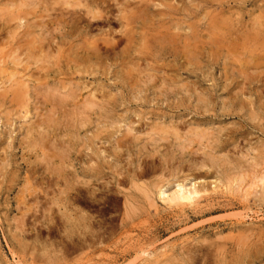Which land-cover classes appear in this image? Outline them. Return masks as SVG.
Instances as JSON below:
<instances>
[{
    "label": "rangeland",
    "instance_id": "obj_1",
    "mask_svg": "<svg viewBox=\"0 0 264 264\" xmlns=\"http://www.w3.org/2000/svg\"><path fill=\"white\" fill-rule=\"evenodd\" d=\"M54 1L0 0V264H264V0Z\"/></svg>",
    "mask_w": 264,
    "mask_h": 264
},
{
    "label": "bare ground",
    "instance_id": "obj_2",
    "mask_svg": "<svg viewBox=\"0 0 264 264\" xmlns=\"http://www.w3.org/2000/svg\"><path fill=\"white\" fill-rule=\"evenodd\" d=\"M46 1H47V0H46ZM102 1H103V0H102ZM102 1H101V2H102ZM108 1H110V0H108ZM119 1H120V0H119ZM119 1H118V2H119ZM205 1L207 2V0H205ZM238 1H240V0H238ZM242 1H243V0H242ZM44 2H45V1H44ZM54 2H55V4L57 5L60 1L56 0V1H54ZM93 2H94V1H93ZM105 2H106V1H105ZM105 2H104V3H105ZM118 2H117V4H116V2H115V4H116V5L120 4V2H119V3H118ZM216 2H217V1H216ZM240 2H241V1H240ZM243 2H244V1H243ZM254 2H255V0H254ZM46 3H47V2H46ZM50 3H51V2H50ZM73 3H75V2H73ZM98 3H99V2H98ZM104 3H102V4H104ZM110 3H111V2H110ZM121 3H122V2H121ZM207 3H208V2H207ZM220 3H221V2H220ZM220 3L218 2L219 5H220ZM234 3H235V2H234ZM246 3H247V1H246ZM39 4H40V3H39ZM42 4H43V3H42ZM47 4H48V3H47ZM55 4H53V5H55ZM88 4H89V3H88ZM108 4H109V3H108ZM111 4H112V3H111ZM211 4H212V3H211ZM24 5H25V4H24ZM60 5H61V2L59 3V6H60ZM62 5H63V3H62ZM86 5H87V4H86ZM91 5H92V4H91ZM112 5H113V4H112ZM212 5H213V4H212ZM226 5H227V4H226ZM241 5H242V4H241ZM255 5H256V4H255ZM45 6H46V5H45ZM64 6H65V5H64ZM64 6H63V8H64ZM96 6H97V5H96ZM98 6H100V5H98ZM103 6H104V5H103ZM108 6H109V5H108ZM108 6H106V8H107ZM110 6H111V5H110ZM110 6H109V7H110ZM147 6H148V5H147ZM216 6H217V5H216ZM49 7H50V6H49ZM65 7H68V5L66 4ZM72 7H73V6H72ZM109 7H108L107 9H110V8H111V7H110V8H109ZM168 7H169V6H168ZM217 7H218V6H217ZM236 7H237V6H236ZM256 7H257V5H256ZM261 7H262V6H261ZM47 8H48V7H47ZM101 8H102V7H101ZM113 8H114V7H113ZM148 8H149V7H148ZM148 8H147V9H148ZM221 8H222V7H221V5H220V9H221ZM45 9H46V8H45ZM50 9H51V7H50ZM83 9H84V8H83ZM89 9H90V8H89ZM103 9H105V6H104ZM126 9H127V8H126ZM143 9H144V8H143ZM145 9H146V8H145ZM222 9H223V8H222ZM243 9H244V8H243ZM252 9H253V8H252ZM66 10H67V9H66ZM66 10H64V11H66ZM69 10H70V9H69ZM72 10H73V9H72ZM100 10H101V9H100ZM123 10H125V9H123ZM3 11H4V10H3ZM60 11H61V10H60ZM107 11H108V13H109L111 10H110V11L107 10ZM140 11H143V10L141 9ZM169 11H170V10H169ZM263 11H264V10H263ZM44 12H45V11H44ZM68 12H69V11H68ZM104 12H105V10H104ZM104 12H103V15H104ZM144 12H145V11H144ZM144 12H143V13H144ZM148 12H149V11H148ZM148 12H146V13H144V14H147ZM221 12H222V10H221ZM221 12H219V13H221ZM248 12H249V11H248ZM108 13H107V14H108ZM140 13H142V12H139V14H140ZM164 13H165V12H164ZM187 13H188V12H187ZM189 13H190V12H189ZM222 13H223V12H222ZM226 13H227V12H226ZM249 13H250V12H249ZM34 14H35V13H34ZM69 14H71V13H69ZM75 14H76V13H75ZM86 14H87V13H86ZM97 14H98V13H97ZM129 14H130V13H129ZM139 14H138V15H139ZM6 15H7V14H6ZM49 15H50V14H49ZM63 15H64V13H63ZM63 15H62V16H63ZM66 15H68V14L66 13ZM72 15H73V13H72ZM76 15H77V14H76ZM88 15H90V14H88ZM135 15H136V14H135ZM135 15H134V16H135ZM153 15H154V14H153ZM244 15H245V14H244ZM59 16H60V15H59ZM59 16H58V17H59ZM99 16H100V15H99ZM140 16H141V15H140ZM140 16H139V17H140ZM185 16H186V15H185ZM238 16H239V15H238ZM240 16H241V15H240ZM249 16H251V14H249ZM4 17H5V16H4ZM64 17H65V16H64ZM69 17H70V16H69ZM69 17H67V18H69ZM82 17H83V16H82ZM90 17H91V16H90ZM113 17H114V16H113ZM206 17H207V16H206ZM221 17H222V16H221ZM38 18H39V17H38ZM43 18H44V17H43ZM67 18H66V19H67ZM122 18H123V17H122ZM143 18L146 19L147 17H144V15H143ZM190 18H191V17H190ZM201 18H202V17H201ZM235 18H236V17H235ZM237 18H238V17H237ZM260 18H261V17H260ZM263 18H264V17H263ZM25 19H26V18H25ZM51 19H52V18H51ZM151 19H152V18H151ZM170 19H171V18H170ZM216 19H217V18H216ZM224 19H225V18H224ZM15 20H16V19H15ZM52 20H53V19H52ZM58 20H59V19H58ZM73 20H74V18H73ZM77 20H78V19H77ZM102 20H103V19H102ZM152 20H153V19H152ZM168 20H169V19H168ZM66 21H68V20H66ZM69 21H71V20H69ZM87 21H88V20H87ZM134 21H137V20H134ZM138 21H139V20H138ZM141 21H144V20L141 18L140 22H141ZM147 21H150V19H149V20L146 19L145 22H147ZM192 21H193V20H192ZM206 21H207V20H206ZM212 21H213V20H212ZM214 21H215V20H214ZM222 21H223V20H221L220 22H222ZM225 21H226V20H225ZM238 21H239V20H238ZM242 21H243V20H242ZM10 22H11V21H10ZM24 22H25V21H24ZM61 22H62V21H61ZM75 22H76V21H75ZM77 22H78V21H77ZM82 22H83V20H82ZM88 22H89V21H88ZM245 22H246V21H245ZM254 22H255V21H254ZM69 23H70V22H69ZM134 23H135V22H134ZM141 23H142V22H141ZM148 23H149V22H148ZM150 23H151V22H150ZM154 23H155V22H154ZM154 23H153V24H154ZM164 23H165V22H164ZM176 23H177V21H176ZM41 24H42V23H41ZM44 24H45V23H44ZM47 24L49 25V23H47ZM51 24H52V23H51ZM59 24H60V21H59ZM71 24H72V23H71ZM135 24H136V23H135ZM139 24H140V23H139ZM178 24H179V23H177V26H178ZM196 24H197V23H196ZM199 24H200V23H199ZM239 24H241L240 21H239ZM257 24H258V23H257ZM25 25H26V24H25ZM63 25H64V24H63ZM67 25H68V24H67ZM74 25H75V26H76V25H79V23H78V24H74ZM85 25H86V24H85ZM85 25H84V26H85ZM87 25H88V24H87ZM158 25H159V24H158ZM213 25H214V24H213ZM219 25H220V24H219ZM228 25H229V24H228ZM230 25H231V24H230ZM233 25H234V24H233ZM233 25H232V26H233ZM235 25L237 26L238 24L235 23ZM241 25H242V24H241ZM4 26H5V25H4ZM43 26H44V25H43ZM88 26H89V25H88ZM141 26H143V25H141ZM141 26H140V27H141ZM155 26H156V25H155ZM155 26H154V27H155ZM177 26H176V27H177ZM186 26H187V25H186ZM193 26H194V25H193ZM226 26H227V25H226ZM236 26H235V29L238 27V26H237V27H236ZM30 27H31V26H30ZM30 27H29V28H30ZM51 27H52V26H51ZM67 27H68V26H67ZM69 27H70V26H69ZM85 27H86V26H85ZM91 27H92V26H91ZM138 27H139V26H138ZM143 27H144V26H143ZM154 27H153V28H154ZM158 27H159V26H158ZM209 27H210V25H209ZM215 27H216V26H215ZM219 27H221V26H219ZM42 28H43V27H42ZM48 28H49V27H48ZM60 28H61V27H60ZM62 28H63V27H62ZM79 28H80V26H79ZM88 28H89V27H88ZM150 28H151V26H150ZM181 28H182V27H181ZM221 28H222V27H221ZM223 28H225V27H223ZM253 28H254V27H253ZM258 28H259V26H258ZM40 29H41V28H40ZM52 29H53V28H52ZM71 29H73V28H71ZM77 29H78V26H77ZM82 29H83V28H82ZM159 29H160V28H159ZM164 29H165V28H164ZM166 29H167V28H166ZM166 29H165V30H166ZM168 29H169V28H168ZM213 29H215V28H213ZM213 29H212V31H213ZM238 29H239V28H238ZM238 29H237V30H238ZM242 29H243V28H242ZM247 29H249V26H248ZM255 29H257V26H256ZM8 30H10V28H9ZM34 30H35V29H34ZM44 30H45V29H44ZM44 30H43V31H44ZM48 30H49V29H48ZM85 30H86V29H85ZM149 30H150V29H149ZM151 30H152V29H151ZM157 30H158V28H157ZM181 30H182V29H181ZM215 30H216V29H215ZM219 30H220V29H219ZM224 30H225V29H224ZM224 30H223V31H224ZM237 30H235V31H236L235 34L237 33V35H239L238 32H237ZM240 30H241V28H240ZM245 30H246V29H245ZM252 30H253V29H252ZM259 30H260V28H259ZM26 31H27V30H26ZM29 31H30V30H29ZM45 31H47V30H45ZM49 31H50V30H49ZM63 31H64V30H63ZM66 31H67V30H66ZM69 31H70V30H69ZM154 31H155V30H154ZM184 31H187V30L185 29ZM225 31H226V30H225ZM228 31H230V30H228ZM261 31H262V30H261ZM11 32H12V31H11ZM27 32H28V31H27ZM27 32H26L25 34H27ZM30 32H31V31H30ZM47 32H48V31H47ZM50 32H52V31H50ZM50 32H49V33H50ZM73 32H74V31H73ZM145 32L147 33V31H145ZM157 32H158V31H157ZM177 32H178V31H177ZM241 32H242V31H241ZM241 32L239 31V33H241ZM246 32H247V31H246ZM246 32H245V33H246ZM248 32H249V31H248ZM248 32H247V35H248ZM256 32H260V31H256ZM39 33H42V32L39 31ZM66 33H67V32H66ZM167 33H168V35H169V32L166 31V34H167ZM170 33H171V32H170ZM180 33H181V32H180ZM184 33H185V32H184ZM223 33H224V32H223ZM227 33H228V32H227ZM230 33H231V32H230ZM242 33H244V32H242ZM245 33H244V34H245ZM261 33H264V32H260V34H261ZM37 34H38V33H37ZM61 34H62V33H61ZM68 34H69V33H68ZM147 34H148V33H147ZM181 34H182V33H181ZM185 34H186V33H185ZM195 34H196V33H195ZM221 34H222V33H220V34H218V35H220V37H222ZM249 34H250V32H249ZM257 34H258V33H257ZM23 35H24V34H23ZM38 35H39V34H38ZM48 35H49V34H48ZM50 35H51V34H50ZM66 35H67V34H66ZM70 35H71V34H70ZM139 35H142L141 32H139ZM151 35H152V34H151ZM216 35H217V34H216ZM225 35H226V34H225ZM228 35H229V33H228ZM232 35H234V34H232ZM263 35H264V34H263ZM27 36H28V34H27ZM53 36H54V35H53ZM146 36H147V35H146ZM154 36H155V35H152V37H154ZM170 36H171V35H170ZM199 36H200V35H199ZM234 36H235V35H234ZM239 36H240V35H239ZM245 36H246V35H245ZM249 36H250V35H249ZM41 37H42V36H41ZM46 37H47V36H46ZM81 37H82V36H81ZM132 37H133V36H132ZM139 37H141V36H139ZM139 37H138V38H139ZM149 37H151V36H148V38H149ZM155 37H156V36H155ZM178 37H179V36H178ZM194 37H195V36H194ZM215 37H216V36H215ZM223 37H224V34H223ZM223 37H222V38H223ZM230 37H231V34H230ZM232 37H233V36H232ZM235 37H237V36H235ZM241 37H243V36H240V39H241ZM141 38H142V37H141ZM148 38H147V40H146V39H144V40L147 42V41H149ZM176 38H177V37H176ZM176 38H175V39H176ZM222 38H221V39H222ZM228 38H229V36H228ZM50 39H53V38H50ZM72 39H73V38H72ZM151 39H152V38H151ZM151 39H150V40H151ZM153 39L155 40V38H153ZM153 39H152V40H153ZM178 39H179V38H178ZM216 39H217V38H216ZM223 39H224V38H223ZM225 39L227 40V38H225ZM229 39H230V38H229ZM246 39H247V38H246ZM30 40H31V39H30ZM34 40H35V39H34ZM43 40H44V39H43ZM46 40H47V39H46ZM140 40H141V39H140ZM140 40H139V41H140ZM166 40H167V38H166ZM241 40H242V39H241ZM21 41H22V39H21ZM24 41H25V40H24ZM24 41H23V42H24ZM36 41H37V40H36ZM58 41H60V40H58ZM96 41H97V40H96ZM142 41H143V39H142ZM142 41H140V42H142ZM156 41H157V39H156ZM156 41H155V42H156ZM160 41H161V39H160L158 42H160ZM192 41H193V40H191L190 43H191ZM222 41L226 42L225 40H222ZM233 41H234V40H233ZM237 41H238V40H237ZM250 41H251V40H250ZM25 42H26V41H25ZM155 42H154V43H155ZM168 42H169V41H168ZM30 43H31V41H30ZM33 43H34V42H33ZM43 43H46V42H43ZM97 43H98V42H97ZM126 43H128V42H126ZM132 43H133V40H132ZM132 43H131V44H132ZM143 43H145V42L143 41ZM150 43H151V42H150ZM154 43H153V45H154ZM164 43H165V42H164ZM177 43H178V42H177ZM248 43H249V41H248ZM35 44H36V43H35ZM56 44H57V43H56ZM98 44H99V43H98ZM131 44H130V45H131ZM160 44H161V46H162L163 41H161ZM179 44H180V43H179ZM198 44H199V43H198ZM200 44H201V43H200ZM222 44H223V43H222ZM227 44H228V43H227ZM27 45L29 46L30 44L27 43ZM38 45H39V44H38ZM40 45H43V44H40ZM80 45H81V44H80ZM114 45H115V44H114ZM118 45H119V44H118ZM143 45H145V44H143ZM149 45H150V44H149ZM155 45H156V44H155ZM155 45H154V46H155ZM171 45H172V44H171ZM173 45H174V44H173ZM176 45H177V44H176ZM233 45H234V44H233ZM245 45H246V44H245ZM252 45H253V44H252ZM254 45H255V44H254ZM254 45H253V46H254ZM35 46H36V45H35ZM71 46H72V45H71ZM134 46H135V45H134ZM138 46H140V45H138ZM205 46H206V45H205ZM209 46H210V45H209ZM227 46H229V45H227ZM256 46H257V45H256ZM30 47H31V49H32L31 51L34 52V51H35V48H34V51H33V48H32L33 46H30ZM37 47H38V46H36V48H37ZM75 47H76V46H75ZM91 47H92V46H91ZM97 47H98V46H97ZM100 47H102V46H100ZM111 47H112V46H111ZM135 47H137V46H135ZM150 47H152V45H151ZM159 47H160V46H159ZM163 47H165V46H163ZM163 47H160V48H161V49H165V48H163ZM170 47H171V46H170ZM178 47H179V46H178ZM211 47H212V46H211ZM241 47H242V46H241ZM241 47H240V48H241ZM243 47H245V46H243ZM243 47H242V48H243ZM40 48H41V47H40ZM40 48L38 47L39 51H41ZM48 48H49V47H48ZM79 48H80V47H79ZM94 48H95V47H94ZM142 48H143V50H144V49L146 50L145 47H142ZM160 48H159V49H160ZM166 48H167V47H166ZM176 48H177V47H176ZM184 48H185V47H184ZM253 48H254V47H253ZM43 49H44V48H43ZM71 49H72V48H71ZM103 49H104V48H103ZM114 49H115V48H114ZM114 49H113V50H114ZM125 49H126V48H125ZM125 49H123L122 52H124ZM129 49H130V48H129ZM149 49L151 50V48H149ZM155 49H156V48H155ZM155 49H154V50H155ZM157 49H158V48H157ZM186 49H187V48H186ZM211 49H212V48H211ZM213 49H214V48H213ZM237 49H238V48H236V50H237ZM262 49H264V48H262ZM22 50H23V49H22ZM25 50H26V49H25ZM50 50H51V49H50ZM86 50H87V47H86ZM101 50H102V49H101ZM111 50H112V49H111ZM130 50H131V49H130ZM138 50H139V48H138ZM170 50H171V49H170ZM170 50H169V51H170ZM188 50H189V49H188ZM214 50H215V49H214ZM244 50H246V49H244ZM46 51H47V50H46ZM87 51L89 52V50H87ZM87 51H86V52H87ZM96 51H97V50H96ZM107 51H109V50H107ZM126 51H127V50H126ZM139 51H141V50H139ZM159 51H160V50H159ZM176 51H177V50H176ZM179 51H181V50H179ZM179 51H178V52H179ZM197 51H198V50H197ZM205 51H206V50H205ZM240 51H241V49H240ZM251 51H252V50H251ZM18 52H19V51H18ZM26 52H27V51H26ZM83 52H84V51H83ZM122 52L120 51L121 56L124 57L125 55L123 56V55H122ZM130 52H131V51H130ZM130 52H129V53H130ZM136 52H137V50H136ZM145 52H149V51H145ZM166 52H167V51H166ZM186 52H187V50H186ZM216 52H217V50H216ZM223 52H224V51H223ZM238 52H239V51H238ZM241 52L243 53L244 51L242 50ZM241 52H240V53H241ZM20 53H21V52H20ZM27 53H28V52H27ZM70 53H71V52H70ZM77 53H78V52H77ZM89 53H90V52H89ZM89 53H87V54H89ZM91 53H92V52H91ZM141 53H142V52H141ZM163 53H164V52H163ZM163 53H161V54H163ZM192 53H194V52L192 51ZM197 53H199V51H198ZM245 53H246V52H245ZM28 54H29V53H28ZM34 54H35V57H38V56H36V53H34ZM72 54H73V53H72ZM78 54H79V53H78ZM124 54H125V52H124ZM126 54H128V51L126 52ZM172 54H173V52H172ZM175 54H176V53H175ZM194 54L196 55V53H194ZM207 54H208V53H207ZM207 54H206V55H207ZM211 54H212V53H211ZM238 54H239V53H238ZM25 55H26V54H25ZM29 55H31V54H29ZM42 55H43V54H42ZM73 55H74V54H73ZM73 55H72V56H73ZM91 55H93V54H91ZM155 55H156V54H155ZM168 55H169V54H168ZM181 55H182V54H181ZM184 55H185V54H184ZM197 55H198V54H197ZM216 55H217V54H216ZM223 55H224V54H223ZM243 55H244V54L241 55L242 58H243ZM251 55H253V53H252ZM79 56H80V55H79ZM89 56H90V55H89ZM126 56H130V54H129V55H126ZM136 56H137V55H136ZM143 56H144V54H143ZM146 56H147V54H146ZM164 56H165V55H164ZM169 56H170V55H169ZM173 56H175V55H173ZM182 56H183V55H182ZM200 56H201V55H200ZM249 56H250V55H249ZM255 56H256V55H255ZM33 57H34V56H33ZM60 57H61V56H60ZM73 57H74V56H73ZM76 57H77V56H76ZM152 57H153V55H152ZM178 57H179V56H178ZM180 57H181V56H180ZM206 57H207V56H206ZM235 57H237V56L235 55ZM241 57H240V58H241ZM245 57H246V56H245ZM245 57H244V58H245ZM38 58H39V57H38ZM41 58H42V57H41ZM47 58H49V57H47ZM127 58H128V57H126V59H127ZM135 58H136V57H135ZM139 58L141 59V58H144V57H142V56L140 55L137 59H139ZM175 58H176V56H175ZM187 58H188V57H187ZM190 58H192V60H193V57H190ZM194 58H196V56H195ZM197 58H198V57H197ZM197 58H196V59H197ZM207 58H208V57H207ZM210 58H211V57H210ZM212 58H213V57H212ZM230 58H231V57H230ZM237 58H238V57H237ZM244 58H243V59H244ZM257 58H258V57H257ZM39 59H40V58H39ZM43 59H44V58H43ZM45 59H46V58H45ZM50 59H51V58H50ZM75 59H76V58H73V60H75ZM95 59H96V58H95ZM132 59H134V58L132 57ZM196 59H194V61H197ZM205 59H206V58H205ZM214 59H216V57H214ZM217 59H218V57H217ZM247 59H248V58H247ZM258 59H260V57H259ZM65 60H66V59H65ZM73 60H72V61H73ZM161 60H162V59H161ZM210 60H211V59H210ZM248 60H249V59H248ZM44 61H45V60H44ZM48 61H49V60H48ZM48 61H47V62H48ZM75 61H77V59H76ZM137 61H138V60H137ZM188 61H191V59L188 60ZM198 61H199V60H198ZM232 61H234V60H232ZM237 61H239V59H237ZM31 62L33 63V61H31ZM35 62H36V61H35ZM35 62H34V63H35ZM54 62H55V61H54ZM211 62H212V61H211ZM213 62H214V60H213ZM25 63L27 64L26 60H25ZM28 63H29V62H28ZM41 63H42V61H41ZM50 63H51V66H53L54 63H53V64H52V62H50ZM251 63H252V62H251ZM19 64H20V63H19ZM44 64H45V62H44ZM191 64H192V63H191ZM231 64H233V63H231ZM240 64H241V63H240ZM24 65H25V64H24ZM30 65H31V63H30ZM37 65H38V64H37ZM45 65H47V63H46ZM45 65H44V66H45ZM235 65H236V64H235ZM44 66H43V67H44ZM48 66H49V64H48ZM48 66H47V67H48ZM69 66H70V65H69ZM77 66H78V65H77ZM31 67H32V66H30V68H31ZM36 67H37V66H36ZM53 67H54V66H53ZM27 68H28V66H27ZM78 68H79V67H78ZM231 68H232V67H231ZM243 68H244V67H243ZM43 69H44V68H43ZM43 69H42V70H43ZM59 69H60V68H59ZM72 69H73V68H72ZM74 69H75V68H74ZM74 69H73V70H74ZM26 70H28V69H26ZM48 70H49V68H48ZM51 70H52V69H51ZM137 70H138V69H137ZM230 70H231V69H230ZM43 71H45V70H43ZM121 71H122V70H121ZM30 72H31V71H30ZM49 72H50V71H49ZM140 72H141V71H140ZM20 73H21V72H20ZM50 73H51V72H50ZM134 73H135V72H134ZM138 73H139V72H138ZM46 74H47V73H46ZM55 74H57V72H56ZM64 74H65V73H64ZM83 74H84V72H83ZM234 74H236V73H234ZM132 75H133V74H132ZM228 75H229V74H228ZM34 76H35V75H34ZM44 76H45V75H44ZM47 76H49V75L47 74ZM58 76H59V75H58ZM229 76H230V75H229ZM38 77H39V76H38ZM89 77H90V76H89ZM132 77H133V76H132ZM246 77H247V76H246ZM18 78H19V77H18ZM43 78H44V77H43ZM239 78H240V77H239ZM24 79H25V78H24ZM24 79H23V80H24ZM30 79H31V78H30ZM243 79H244V78H243ZM121 80H122V79H121ZM144 80H145V79H144ZM147 80H148V79H147ZM235 80H236V79H235ZM63 81H64V80H63ZM10 82H11V81H10ZM35 83H36V82H35ZM51 83H52V82H51ZM59 84H60V83H59ZM48 85H50V84H48ZM68 85H69V84H68ZM1 86H2V85H1ZM180 86H181V85H180ZM48 87H49V86H48ZM109 87H110V86H109ZM180 88H181V87H180ZM30 89H31V88H30ZM48 89H49V88H48ZM103 89H104V88H103ZM161 89H162V88H161ZM176 89H177V88H176ZM68 90H69V89H68ZM73 91H74V90H73ZM139 91H140V90H139ZM31 92H32V91H31ZM55 92H56V91H55ZM59 93H60V92H59ZM70 93H71V92H70ZM72 93H73V92H72ZM14 95H15V96H13L12 100L10 99L12 102L18 101V99H19V97H20L21 94H20V92H16ZM1 96H2V95H1ZM48 96H49V95H48ZM50 96H51V95H50ZM63 96H64V95H63ZM72 96H74V95L72 94ZM106 96H107V95H106ZM108 96H109V95H108ZM0 99H1V98H0ZM7 99H8V98H7ZM49 99H50V98H49ZM92 99H93V97H92ZM94 99H95V98H94ZM96 99H97V98H96ZM95 101H96V100H95ZM1 102H2V101L0 100V103H1ZM65 102H66V101H65ZM67 102H68V100H67ZM89 102H90V101H89ZM114 102H115V101H114ZM2 103H3V102H2ZM2 103H1V104H2ZM27 103H28V102H27ZM90 103H91V102H90ZM93 104H94V103H93ZM95 104H96V103H95ZM4 105H5V104H4ZM52 105H53V104H52ZM90 105H91V104H90ZM99 105H100V104H99ZM68 106H69V105H68ZM92 106H94V105H92ZM4 107H5V106H4ZM12 107H13V106H12ZM89 107H90V106H88V108H89ZM73 108H74V107H73ZM91 108H92V107H90L89 110H91ZM104 108H105V107H104ZM24 109H25V108H24ZM53 109H54V108H53ZM98 109H99V108H98ZM106 109H107V108H106ZM13 110H15V109H13ZM25 110H26V109H25ZM27 110H28V109H27ZM64 110H65V109H64ZM95 110H96V109H95ZM57 111H58V110H57ZM62 111H63V106H62ZM65 111H66V110H65ZM77 111H78V110H77ZM100 111H101V110H100ZM103 111H105V110H103ZM106 111H107V110H106ZM51 112H52V111H51ZM53 112H54V111H53ZM10 113H11V112H10ZM13 113H15V112H13ZM58 113H59V112H58ZM79 113H80V112H79ZM107 113H110V112H107ZM107 113H106V114H107ZM51 114H52V113H51ZM53 114H54V113H53ZM56 114H57V113H56ZM4 115H5V114H4ZM61 115H62V114H61ZM68 115H69V114H68ZM68 115H67V116H68ZM71 115H72V114H71ZM76 115H77V114H76ZM34 116H35V115H34ZM79 116H80V114H79ZM81 116H82V115H81ZM84 116H85V115H84ZM84 116H83V117H84ZM89 116H90V115H89ZM93 116H94V115H93ZM62 117H63V116H62ZM62 117H61V119H62ZM65 117H66V116H65ZM69 117H70V116H69ZM72 117H73V116H72ZM37 118H38V117H37ZM43 118H44V117H43ZM70 118H71V117H70ZM70 118H69V119H70ZM73 118H74V117H73ZM5 119H6V118H5ZM61 119H60V120H61ZM66 119H67V118H66ZM76 119H77V118H76ZM81 119H82V118H80L79 121H75L74 123H77V122H80V123H81V121H80ZM6 120H7V119H6ZM46 120H47V118H46ZM48 120H49V119H48ZM51 120H52V119H51ZM60 120H59V121H60ZM62 120H63V119H62ZM86 120H87V119H86ZM52 122H53V121H52ZM54 122L56 123V118H55V121H54ZM69 122H70V124H71V121H69ZM82 122H83V121H82ZM85 122H86V121H84L83 123H85ZM88 122H89V121H88ZM46 123H47V122H46ZM48 123H50V122H48ZM55 123H54V124H55ZM62 123H64V122H62ZM90 123H91V122H90ZM28 124L30 125V123H28ZM40 124H41V123H40ZM40 124H38V125H40ZM57 124H58V122H57ZM57 124H56V125H57ZM59 124H60V123H59ZM68 124H69V123H68ZM70 124H69V125H70ZM21 125H22V124H21ZM29 125H28V126H29ZM41 125H43V124H41ZM56 125H55V127H56ZM62 125H63V124H62ZM65 125H66V124H65ZM65 125H64V126H65ZM71 125H72V124H71ZM78 125H79V124H78ZM84 125H86V124H84ZM31 126H32V125H31ZM31 126H30V127H31ZM35 126H36V125H35ZM44 126H46V125H44ZM48 126H49V125H48ZM52 126H53V125H52ZM80 126H81V125H79V127H80ZM42 127H43V126H42ZM55 127H54L53 129H55ZM58 127H59V126H58ZM66 127H67V126H66ZM69 127H70V126H69ZM71 127H72V126H71ZM76 127H77V126H76ZM76 127L74 126V128H76ZM79 127H78V128H79ZM154 127H155V125H154ZM26 128H28V127H26ZM31 128H32V127H31ZM34 128H35V127H34ZM34 128H33V130L35 131ZM36 128H37V127H36ZM50 128H51V127H49L48 130H49ZM56 128H57V127H56ZM37 129H40V128H37ZM37 129H36V130H37ZM82 129H83V128H82ZM29 130H30V128H29V129H26L27 133H28ZM41 130H42V129H41ZM51 130H52V129H51ZM60 130H61V129H60ZM73 130H75V129H73ZM197 130H198V129H197ZM38 131H39V130H38ZM44 131H45V130H44ZM57 131H58V130H57ZM67 131H68V130H67ZM42 132H43V131H42ZM54 132H56V131H54ZM69 132H70V131H69ZM27 133H26V134H27ZM30 133H31L32 136H33L34 132L32 133V131H31ZM35 133L37 134V131H36ZM40 133H41V132H40ZM48 133H49V132H48ZM50 133H51V132H50ZM72 133H73V132H72ZM162 133H163V132H162ZM162 133H161V134H162ZM171 133H172V132H171ZM28 134H29V133H28ZM38 134H39V133H38ZM38 134H37V135H38ZM41 134H42V133H41ZM43 134H44V133H43ZM43 134H42V135H43ZM52 134H53V132H52ZM77 134H78V133H77ZM47 135H48V134H47ZM47 135H46V137H47ZM57 135H58V134H57ZM57 135H54V136H57ZM164 135H166L165 132H164ZM44 136H45V135H44ZM51 136L53 137V135H51ZM71 136H72V134H71ZM158 136H159V135H158ZM23 137H24V136H23ZM28 137H29V136H28ZM42 137H43V136H42ZM52 137H51V138H52ZM57 137H58V136H57ZM31 138H32V137H31ZM31 138H29V141H30ZM40 138H41V137H40ZM55 138H56V137H54V140H55ZM36 139H37V137H36ZM36 139H35V141H36ZM56 139H57V138H56ZM188 139H189V138H188ZM32 140L34 141V138L31 139V141H32ZM191 140H192V139H191ZM27 141H28V140H27ZM40 141H41V140H40ZM67 141H68V140H67ZM203 141H204V140H203ZM44 142H45V141H44ZM48 142H50V140H48ZM48 142H47V143H48ZM52 142H53V141H52ZM56 142H57V140L55 141V143H56ZM191 142H192V141H191ZM37 143H38V141H37ZM41 143H42V142H41ZM41 143H40L39 145H41ZM50 143H51V142H50ZM50 143H49V144H50ZM57 143H58V142H57ZM29 144H30V143H29ZM43 145H44V143H43ZM52 145H53V143H52ZM26 146H27V145H26ZM29 146H30V145H29ZM50 146H51V145H50ZM50 146H48V147H50ZM55 146H56V145H55ZM34 147H35V145H34ZM40 147H41V146H40ZM48 147H47V148H48ZM74 147H75V146H74ZM183 147H184V146H183ZM35 148H36V147H35ZM35 148H34V149H35ZM38 148H39V147H38ZM44 148H45V147H44ZM69 148H70V147H69ZM71 149H73V148L71 147ZM29 150H30V149H29ZM39 150H41V149H39ZM58 150H59V149H58ZM60 150H61V149H60ZM60 150H59V152H60ZM47 151H48V150H47ZM62 151H65V150H61V152H60L61 154H62ZM181 151H182V150H181ZM30 152H31V151H30ZM37 152H38V151H37ZM39 152H40V151H39ZM41 152H42V151H41ZM41 152H40V153H41ZM73 152H74V151H73ZM40 153H39V154H40ZM44 153H46V152L44 151ZM55 153H56V152H55ZM66 153H67V152H66ZM32 154H33V153H32ZM32 154H31V155H32ZM41 154H42V153H41ZM61 154H60V156H61ZM54 155H55V154H54ZM190 155H191V154H190ZM26 156H27V155H26ZM43 156H45V155H43ZM34 157H35V156H34ZM53 157H54V156H53ZM55 157H56V155H55ZM61 158H63V157L61 156ZM68 158H69V157H68ZM37 159H38V158H37ZM65 159H66V158H65ZM65 159H64V160H65ZM57 160H60V159H57ZM35 161H36V160H35ZM38 161H39V160H38ZM69 162H70V161H69ZM238 162H239V161H238ZM35 163H36V162H35ZM61 163H62V162H61ZM45 164H46V163H45ZM63 164H64V163H63ZM35 165H36V164H34L33 167H32V166H30V167L32 168V171H33V172H35V173L38 172V173H39V171H38V169L36 168ZM58 165H59V164H58ZM59 166H60V165H59ZM70 167H71V166H70ZM52 168H53V167H52ZM60 168H61V167H60ZM62 168H63V167H62ZM34 169H35V170H34ZM61 171H62V170H61ZM63 171H64V170H63ZM138 177H139V176H138ZM41 179H42V178H41ZM76 182H77V181H76ZM225 182H226V181H225ZM228 182H229V181H228ZM36 183H37V182H36ZM45 183H46V181H45ZM37 184H38V183H37ZM46 184H47V183H46ZM78 184H79V183H78ZM230 185H231V184H230ZM72 186H73V184H72ZM177 186H178V185H176V187H177ZM214 187H215V186H214ZM226 187H227V186H226ZM178 188L181 189L182 187L178 186ZM36 189H37V188H36ZM180 189H179V190H180ZM195 190H196V189H195ZM191 192H192V193H191ZM191 192H183V191H182L180 194L177 192V193H175V194H178L179 196H177L178 199H177V198H175V199H177V200L180 199V200H184V201H187V202H188L189 200L193 199V196H192V195H195V196H196V192H195V191L191 190ZM160 194H161V193H160ZM198 194H199V193H198ZM173 197H174V196H173ZM191 197H192V198H191ZM175 202H176V200H175ZM217 248H218V247H217ZM195 251H196V250H195ZM187 252H188V251H187ZM185 253H186V252H185ZM192 258H193V257H192ZM194 259H195V258H194ZM191 260H192V259H191ZM192 261H193V260H192Z\"/></svg>",
    "mask_w": 264,
    "mask_h": 264
}]
</instances>
